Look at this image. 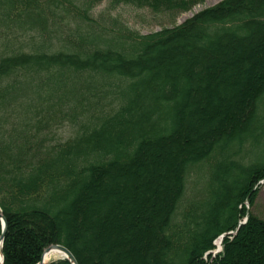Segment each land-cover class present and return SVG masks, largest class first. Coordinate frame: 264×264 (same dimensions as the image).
I'll list each match as a JSON object with an SVG mask.
<instances>
[{
    "label": "trees",
    "instance_id": "obj_1",
    "mask_svg": "<svg viewBox=\"0 0 264 264\" xmlns=\"http://www.w3.org/2000/svg\"><path fill=\"white\" fill-rule=\"evenodd\" d=\"M206 1L0 0L4 264H39L54 245L78 264H264V220L250 211L264 183V0H223L148 35L114 13L131 6L177 18ZM24 83L31 95L19 94ZM67 124L72 137L56 140ZM19 126L21 144L12 140ZM204 164L206 197L179 223L188 177ZM154 168L166 185H150L157 202L171 194L164 216L143 215L153 190L135 200L127 214L131 230L140 226L116 240L118 253L107 244L122 232V203L104 189Z\"/></svg>",
    "mask_w": 264,
    "mask_h": 264
},
{
    "label": "rangeland",
    "instance_id": "obj_2",
    "mask_svg": "<svg viewBox=\"0 0 264 264\" xmlns=\"http://www.w3.org/2000/svg\"><path fill=\"white\" fill-rule=\"evenodd\" d=\"M223 0H208L205 2L204 5H200L195 7L191 12L185 13L177 18H173L171 17L169 14H154L149 10H139L136 9L134 7L131 6H122L120 7L117 11H115V14H119L122 16V18L124 19V21L129 25L130 28H132L133 30H136L138 32H140L142 35H148L154 32H159L161 31L163 28H172L174 26H179L181 24H183L185 21H187L188 19L192 18L195 14L199 13L200 11L207 9V8H211L214 7L216 5H218L220 2H222ZM107 7V3H104L103 5H101L97 10H96V15L98 14V12L103 11L105 8ZM235 80L236 77H235ZM221 89H223L222 87H219L220 93L218 91V99L222 100L224 98H227L228 95L225 93L223 94L221 92ZM19 94H25L26 96L31 95V89L28 87L27 84H22V86L19 88ZM18 92L16 93V95H18ZM20 103V102H19ZM217 103V102H216ZM215 105V102H214ZM217 105V104H216ZM215 105V107H216ZM21 117H22V122L25 120V104H24V100L22 101V103H20V106L18 105L17 107ZM202 121L199 120V117H192L190 119L187 120L188 124L194 125L197 124L198 126H200L202 123ZM11 126L7 125L5 127V133L4 135L7 134L8 129ZM19 129V130H18ZM17 132L15 133V135H12V140L15 141L18 144H21L22 142L25 141V136H26V132L22 131V128L19 126L17 127ZM72 133H73V129L70 125H65L63 128H60L56 133H55V139L56 140H61V141H65L67 139H69L70 137H72ZM17 146V144H16ZM173 150L167 151L163 153V159H158V164L156 163V166L158 165V167H160L162 165V170H164V165L168 164L169 162H171L172 157H173ZM167 155V156H166ZM167 169V168H166ZM150 171V172H149ZM212 172V168L210 166H207L206 164L201 165L199 167H197L196 169H194L192 171V173L189 175L188 177V181H187V189H186V195L182 201V204L180 206V209L177 213V221L179 223H182L183 221V216L188 212L191 203L195 202V201H201L202 199H204L206 197V195L204 194L203 190L204 187L207 186L208 184H211V180H209V173ZM170 176V175H169ZM156 177V171L155 168L154 170L148 169L147 172L145 170H142L139 174H137V176L132 180V181H126V183H124V187H109V188H105V195L109 192L112 193L113 196H115V198L121 200L120 204V209L119 210V216L122 217L120 218L117 214V211H115V215H116V221L120 220L122 221V232L119 234V237L117 238L116 236H113V233H110V242H108L107 245H110V247H114V244L116 243V240L119 241H123L126 238H129V236L132 234V232L137 231V228L140 226V223L137 224L135 223L134 225V230H131V228H133L131 220H129V215L127 214L133 206V202L135 200L139 199H143V196L148 194V190L152 191L153 190V195L152 198L147 202V203H142V208H145L147 211L144 212V216L145 215H149V212L151 209L156 210L158 217L162 218V216H164V211L166 210L167 207V203L166 201H168L171 197V194H167L165 197H161L163 198V200L160 198V200H162V202H157L156 196H154L155 191H157L156 186L153 188L150 185H156V182L160 183V185L162 186V188H165V184L163 183V181L161 180H157L154 181ZM164 179V178H163ZM141 187V188H140ZM146 188V189H145ZM159 188V187H158ZM142 190V192H141ZM162 196L163 193H162ZM97 199H101L100 196H96V200ZM93 210V209H92ZM95 211V210H93ZM92 211V214H93ZM251 213H253L254 215H256L257 217H259L260 219L264 220V183H261V189L260 192L258 194L255 206L252 207L250 209ZM151 212V211H150ZM155 213V211H154ZM153 212L150 214H154ZM149 217V216H146ZM154 215L152 216V218L154 219ZM159 218V220H160ZM151 219V216H150ZM158 222L150 225L151 228H155L156 225L159 223ZM115 223V220L112 221V224ZM138 226V227H136ZM149 226V225H148ZM150 228V229H151ZM112 231V229H110ZM124 232H127V234H124ZM123 233V234H122ZM121 235V236H120ZM118 244H120L118 246ZM218 242H215V245H217ZM116 245L119 247V249H121L120 251H118V253H124L125 250L124 248L122 249V244L121 243H116ZM115 245V246H116ZM121 247V248H120ZM141 251V250H140ZM216 251V250H214ZM142 252H140L141 254ZM121 256V255H119ZM120 258V257H119ZM60 259V257H52L47 263H50L52 261H56ZM120 262L122 264H127L125 259H120Z\"/></svg>",
    "mask_w": 264,
    "mask_h": 264
},
{
    "label": "water",
    "instance_id": "obj_3",
    "mask_svg": "<svg viewBox=\"0 0 264 264\" xmlns=\"http://www.w3.org/2000/svg\"><path fill=\"white\" fill-rule=\"evenodd\" d=\"M248 219V217H247ZM246 219V221H247ZM0 220H1V223H2V234L0 236V254H1V257H2V264H4V255H3V245H4V241H5V238H6V233H7V228H8V223H7V220L4 216V214L0 211ZM244 223L240 222L238 227H237V230H239V228L243 225ZM225 237V235L222 236L221 240H223V238ZM222 243V241H220V244ZM55 251H58L62 254V257L60 259H63V260H68L71 264H78L76 258L74 257V255L64 246H61V245H54V246H51L50 248L46 249L44 254H43V257H42V260L39 264H47L46 261H45V256L47 254H50L52 252H55Z\"/></svg>",
    "mask_w": 264,
    "mask_h": 264
},
{
    "label": "bare ground",
    "instance_id": "obj_4",
    "mask_svg": "<svg viewBox=\"0 0 264 264\" xmlns=\"http://www.w3.org/2000/svg\"><path fill=\"white\" fill-rule=\"evenodd\" d=\"M212 1H214V0H212ZM52 257H62V254L60 253V252H58V251H55V252H52V253H50V254H47L46 256H45V261H46V263L52 258ZM0 264H2V257H1V254H0Z\"/></svg>",
    "mask_w": 264,
    "mask_h": 264
}]
</instances>
